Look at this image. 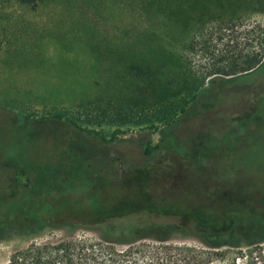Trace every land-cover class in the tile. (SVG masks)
Instances as JSON below:
<instances>
[{"label":"rangeland","instance_id":"rangeland-1","mask_svg":"<svg viewBox=\"0 0 264 264\" xmlns=\"http://www.w3.org/2000/svg\"><path fill=\"white\" fill-rule=\"evenodd\" d=\"M218 1L197 0L177 22L165 12L142 10L139 0H42L34 8L0 0V127L7 138H20L35 151L26 171L32 182L16 177L39 197L24 195L4 208L29 206L44 212L46 221L36 235L0 225V264L33 244L98 238L49 227L67 219L84 223L80 214L51 212L56 204L82 213L92 204L131 200L145 211L121 219L126 227H192L173 213L197 207L184 182L190 171L182 158L223 135L225 145L216 154L225 151L232 170H256L255 187L264 192V0H222L224 8ZM170 50H178L202 77L215 73L194 97L165 92L175 62ZM242 86L260 93L261 101L231 115L227 105ZM6 137L3 142H10ZM71 155L99 160L100 170L64 172L60 183L47 188L38 167L43 157L63 161ZM14 177L0 175L3 183ZM93 188L94 197H84ZM233 197L230 191V203ZM174 242L198 246L191 239ZM230 252L224 264H264V241Z\"/></svg>","mask_w":264,"mask_h":264},{"label":"trees","instance_id":"trees-1","mask_svg":"<svg viewBox=\"0 0 264 264\" xmlns=\"http://www.w3.org/2000/svg\"><path fill=\"white\" fill-rule=\"evenodd\" d=\"M13 1L34 8L42 0ZM212 1L203 0V4L209 5ZM196 2L197 0H139L142 10L155 9L165 12L170 21L177 22L184 19ZM218 2L222 4V0ZM221 8H224L223 4ZM168 54L175 61L171 63V72L165 79V92L169 93L168 97H176L183 93L194 97L201 90L205 80L215 74L209 73L202 77L182 62L183 56L178 50L173 54L170 50ZM251 62L249 61V69L253 68ZM206 108H212V105L207 104ZM222 118L223 124L222 121L218 122L221 126L226 125L224 117ZM223 136L225 138L226 135ZM3 137L6 136L3 134V127H0V175L3 177V172L5 174L10 172L15 177L4 183L3 178L0 179V198L3 196V209L0 208V218L3 219L0 220V225L19 234L23 233L25 228L33 229L29 235H36L43 228L41 225L46 222L40 216L44 212L34 213V209L29 206L20 209L17 205L11 209L4 208L5 202L17 201L24 195L31 196L32 199L38 197L37 193H29L30 191L26 190L29 185L20 184L16 177L24 175L32 182L26 171L33 162L31 158H36L35 151L29 150L28 143H21L20 138L19 141H14L10 140L14 137H6L10 142L4 143ZM224 138L217 140L216 137L214 141H206L197 153L182 158L190 171L184 182L193 191L192 196L197 202V207L195 210H174L173 213L183 215L185 222L195 223L192 227L186 224L126 227L119 223L121 219L145 211V205L131 200L112 206L92 204L82 213L76 212L77 209L74 208L63 209L60 204H56L51 212L58 211L57 214L60 211L66 212L68 217L70 213L80 214L84 223L77 224L67 219L69 222L64 225H48L49 227L67 228L70 232L81 229L97 233L98 238L77 240L69 236L68 240L56 243L40 246L33 244L25 250L14 252L5 264H224L225 258L232 254L231 250H241L262 243L264 192L258 191L255 187L260 181L259 176L256 170L253 174L245 173V169L232 170L226 164L225 151L216 154V150L224 147ZM59 155L64 154L61 152ZM46 157H43L38 167L47 188L54 183H60L64 172L100 170L99 160L93 158L85 160L82 155H71L63 161L60 159L53 161L54 157ZM20 187L25 190L21 191ZM95 190V188L88 190L84 197H94ZM230 191L234 194V203L229 202ZM44 192L48 194V191ZM27 217L31 221L29 224L23 221ZM175 239L181 241L191 239L196 241L198 246L180 244L174 242Z\"/></svg>","mask_w":264,"mask_h":264},{"label":"flooded vegetation","instance_id":"flooded-vegetation-1","mask_svg":"<svg viewBox=\"0 0 264 264\" xmlns=\"http://www.w3.org/2000/svg\"><path fill=\"white\" fill-rule=\"evenodd\" d=\"M261 67H264V64ZM230 77H233V76L231 75V76H229V78ZM239 89H241V90H239ZM239 89L237 88L235 90L234 95L231 97L230 102L227 105V108L230 110L231 115L241 114V111H239V108H241L243 111L246 108H250L251 105L257 104L261 101V98H259L260 96H258V95H260V93L258 92L259 94H257L256 90H253L252 87L242 86V88H239ZM245 90L247 92H245ZM212 107L214 108V106H212ZM251 112H252V109H251ZM254 113H255V116H258V115H256V113H257L256 111Z\"/></svg>","mask_w":264,"mask_h":264}]
</instances>
